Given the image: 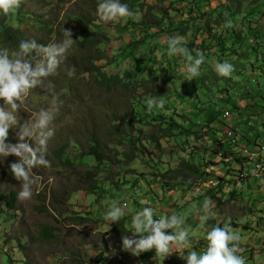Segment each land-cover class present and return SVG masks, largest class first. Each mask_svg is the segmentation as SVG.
I'll return each mask as SVG.
<instances>
[{
	"label": "rangeland",
	"instance_id": "obj_1",
	"mask_svg": "<svg viewBox=\"0 0 264 264\" xmlns=\"http://www.w3.org/2000/svg\"><path fill=\"white\" fill-rule=\"evenodd\" d=\"M70 1L74 5L59 10L56 6V0H22L23 14L19 15L17 19L9 21V23L20 26L27 40L35 38L38 43L45 45L53 40L60 41L63 39V34H60L59 31L64 28L70 29L65 20L71 9L80 14L97 17L92 3L88 0ZM142 1L145 7L137 13L140 17L139 21L148 14L146 7L148 10L151 9L150 14H156L161 10L159 7H165V4H157L159 0ZM239 1L242 4L241 14L235 16L236 22L233 23L230 32L234 30L236 32H240V30L249 31L251 29L256 40L252 38L246 45H233L231 39L228 38L227 43L233 49L240 48L241 51H244L247 45L252 46L254 41L256 44L264 43V0ZM182 3L189 10L188 0ZM232 6H236V4ZM180 9L177 12L175 10L169 12V16L172 15L177 22L178 18L181 17L180 13L187 14L184 8ZM248 17L252 20L251 24L246 22ZM125 23V19L120 22L105 23L109 31L104 37L101 48L105 49L108 59L97 61V65L104 66L106 61L111 59V63H113L122 47L127 44L128 39L137 37V33L129 35L132 28L125 33L116 29L117 27L122 28L120 26ZM193 33L194 31L191 29L185 33V36L188 37ZM225 35L228 36L229 32H225ZM74 37L73 32L72 38L75 43L70 49L67 59L58 70V74L49 77L63 103L52 124L55 135L48 144L47 159L51 162V166L34 169V172L42 177L43 189L37 191L34 187L33 196L30 200L18 201L17 193L20 191L21 182L16 180L9 170L10 163L16 161L17 157L13 155L5 159L0 158V195L3 196L0 198V262L2 264H90L99 251H103L107 257L111 255L113 248H120L123 252L122 242L119 241V238L115 241L109 236V233L112 232L111 223L106 222L103 218L108 210V202L113 200L117 202V206L123 207L127 204V208L124 209V217L128 218L130 222L133 215L145 206L152 207L158 215H171L173 212L187 214L184 227L195 233L196 236L195 240L192 241L194 244L192 249L198 248L202 242L207 243L204 236L212 226L219 225L222 227L226 223L236 221L239 224L251 226L253 224L260 227V222L264 221L261 219L262 210H260L264 207V191L263 186L254 184L253 179L238 181L234 187L228 185L225 190L226 193L220 195L217 182L202 185L197 181L190 185L184 184L178 179L174 188L168 190V186L173 181L168 182L163 177L166 170H176L181 161H190L199 167L203 165L204 171L207 169L204 165H210L209 169L215 168L216 170H213L215 172L212 173L219 177H224L228 173L223 162L217 164L220 159L212 155L211 152L214 148L208 138L197 140L190 135L188 138L191 140L185 141L183 136H180V125L186 127L189 122L200 124L203 115L197 118L198 115L195 111L200 113L202 108L207 107L205 101L208 100L207 95L210 94L205 92L206 90H200L198 91L199 101L189 98L183 102L172 90L170 94H165L166 97H161L164 100V107H167L166 104L168 105L166 108L168 110L165 111L166 109H164L166 117L164 116L161 121L153 120L151 115L160 119L159 115L162 114H155L157 107H154L152 111L148 110L147 100L150 96L148 92L150 91L152 95L160 99L158 91L165 89L164 86L168 83L164 72L156 71L155 81H148L147 77L143 80L144 84H138L132 79L126 78V81L131 83L119 85L113 82L107 89L97 80L94 69L86 71V56L95 54L92 45H80ZM161 38L162 34H159L153 37L151 41L155 43L163 39ZM0 47H2L1 44ZM213 53L210 58L205 56L204 63L206 65L202 70H206V73L208 70H215L213 65L215 62H219V59L229 61L232 64L237 57L233 54L231 56L226 55L225 58L230 56L226 59L218 56V59ZM158 58L159 54L156 52L153 61ZM130 63L131 69L134 67L135 61ZM124 64L126 63L121 64V67H124ZM254 65H258V63L256 62ZM112 66L114 64L109 65L112 69L110 74L125 72L119 66L116 68H112ZM73 67L75 75L70 78L66 69ZM243 73H233L232 77L239 78ZM240 84L232 85L233 90H231L230 95L233 99L236 98V101L244 108L246 98L243 96L249 91L247 88L240 87ZM224 86L225 83L219 81V88ZM255 91L250 96V106H253L254 114H259L264 111L261 106V102L264 100V88H258ZM213 93L217 95L216 91ZM50 99V93L40 88L34 89L25 101L27 111L21 109L17 112L18 121L22 122L28 119L33 111L41 107L46 108ZM2 103L3 101H0V104ZM231 104L235 105L232 99ZM208 105L206 109L213 108L212 112L220 109L214 99ZM234 113L235 111L231 109V118ZM127 114H133L131 139L140 137L142 141L140 145L147 149L144 156L139 154V158L130 163L124 162L128 158L130 150L127 138L122 140L117 135H113L110 130L112 125L114 129L115 120L123 122L121 127L125 126ZM144 115L147 117L142 118ZM171 117L179 125L178 127L172 128L170 126ZM230 120L227 123L230 124ZM232 121L235 122L236 119L233 118ZM201 127L199 125L196 129L197 136L204 135L203 132L201 134L199 132ZM167 128L171 129L172 132L164 138V135L167 134L164 131ZM15 131L16 129L10 130L9 142L11 143L17 142ZM93 132L97 134L102 147L111 155L117 156L121 161L119 164L110 166L104 163L99 168L96 159L92 156L82 159L83 163L79 165H76L78 160H74L76 166L62 165L58 161L56 150L68 141L75 145L69 153L72 158L80 154L81 151H88ZM153 134L159 137L160 147H152L149 144L148 139ZM97 166L99 168L96 178L97 189L94 193H87L81 186L84 180L83 176L88 170ZM222 168L223 170H220ZM234 170H236L235 175H237L239 170ZM112 183L117 185H112ZM113 190H122L124 196L117 195L118 191L113 192ZM65 192L69 193L63 197ZM53 193L57 195L55 196L57 199L53 197ZM9 195H13L15 198V201L9 204L10 207L5 204V200L8 201L10 197ZM205 197L212 199L213 207L209 220L201 228L197 211L202 208ZM193 204H196L197 208H193ZM78 217L87 218L89 222L85 223L80 220L82 222L80 224V221L71 220ZM233 230L241 234L242 243L253 242L260 238L258 233L245 230L242 226L233 228ZM42 231H47L52 236L43 240ZM123 253L128 255L127 262L129 264L139 262V256H134L126 251ZM147 254L154 255L155 252L153 250L146 252Z\"/></svg>",
	"mask_w": 264,
	"mask_h": 264
},
{
	"label": "clouds",
	"instance_id": "obj_2",
	"mask_svg": "<svg viewBox=\"0 0 264 264\" xmlns=\"http://www.w3.org/2000/svg\"><path fill=\"white\" fill-rule=\"evenodd\" d=\"M184 1L186 2V0L157 1L158 5H161V3L165 4V7H159L161 10L156 13L159 17H153L146 7L148 12L147 16L152 19H160L162 17L161 23L150 28H139V25L134 29L132 28L129 35L137 33V37H139L140 33H143V31L151 33L152 35L137 49L134 60L120 59L119 67L121 70L130 69L131 61L133 63L136 58L143 57L148 59V67L143 72L142 78L148 77L151 68H153L155 72L162 71L163 67L167 68L168 65L165 60V55H162V53L158 51V44H164L167 42V54L170 58H173V55L184 57H179V59L175 61L174 64L178 66L175 75H184L185 80L188 81H191L200 75V66L202 64L206 65V63H204L205 55L202 51H197L196 56H193L189 49L184 46L185 39L193 35L195 37L194 43L196 44L201 43L202 40L207 43L212 42V37L207 36L206 28H204L206 25L210 24L212 28L211 31L221 33L223 39L227 42L228 38L231 39V37L229 35L226 36L225 32L228 33V30L231 28L224 29L217 24L219 20H222V15L220 13L224 12L223 17L227 20V23L224 26L232 27L233 23L236 22L234 19L235 16L241 14L240 11L242 4L239 0H188L189 10H187L188 7L182 3ZM146 2H149V0ZM21 3L22 0H0V15L8 17L14 14L19 10ZM233 4H236V6H232ZM179 7L184 8L188 15L180 13L181 17L178 18L179 20L177 19V22L176 18H173L172 15L169 16V12L173 10L176 12L177 10L180 11L181 9ZM149 10L151 11V9ZM207 10L212 11V14L205 15L201 18L200 14ZM149 14L151 16H149ZM96 15L105 23L120 22L122 19L126 20L130 17L134 18V20L136 19V22L141 21H139V15L134 13L129 8L128 4L122 3L121 0H98ZM183 17L186 18L183 19ZM187 19L191 26L187 32L193 29V34H190L188 37L180 35H174L171 37L166 36L168 30H173L175 25H178L179 23H182L183 20ZM232 21L234 22L232 23ZM247 21L250 24L252 22L250 17H248L246 22ZM169 23H172L170 28H166ZM116 29L118 31L123 30L119 27ZM196 29L199 30L197 31ZM108 30L109 28H107V33ZM127 30H125L124 33L128 32ZM251 32V29H249V31L240 30V32L234 30L232 34H240V37L243 39L248 33H250L251 37L243 42V45H246L250 42V39L254 38V40H256V36ZM107 33H105V35ZM159 34H162L163 39L161 38L162 40L153 43L151 39ZM72 37V30L64 28L63 39L60 41L53 40L45 45L38 43L37 40L33 38L30 40H21L18 48L15 50L0 47V101H3V103L0 104V158L5 159L13 155L17 157L16 161L10 163L9 170L14 178L21 182L20 191L17 193V200L21 202L32 198L34 187L37 191L43 189V184L41 183L42 177L34 172V169L51 166V162L47 159L48 144L50 139L55 135V129L52 127V124L63 101L60 100V95L56 92L55 85L49 80V77L57 75L61 65L67 59L69 51L75 43V40ZM104 37H101L102 42L104 41ZM137 37L134 39L129 38L127 44L130 41L137 39ZM102 42L98 43L97 47L101 48ZM232 44L237 45L233 43V41ZM92 47L96 50L94 45H92ZM247 47H252L256 51L254 56L258 63V65H256L257 70L248 71V74L246 73V75L244 74L239 78L232 77L235 81L241 83L240 87L247 88L249 91L244 93L243 96L246 98V106L243 108L240 103L236 101V98L233 99L238 108L235 109L231 105L226 106L225 110H223L219 116V120L215 121L214 124L207 126L205 118L211 113L212 115L214 114L212 112L213 108L206 109L209 106L206 104L207 107L205 109L202 108V112L205 111L204 113L195 111L198 115L197 118L203 115L200 124L189 122L186 127L180 125V132H185V135H183L185 141L187 139L191 140V138H188L190 135L191 137L194 136L197 140L208 138L214 148L211 152L212 155L215 158L220 159L217 164L223 162L228 166V173H226L224 177H219L212 173L215 172L213 170L216 169H209L210 165H204L207 168L204 171L203 165L199 167L196 163L193 164L189 161L199 170L200 174H205L204 179H206V181H194V177L189 180L179 178L184 184L193 185L198 181L202 185H206L210 182H217V188L219 189L220 195L226 193L225 190L228 185L234 187L237 185L238 181L253 179L261 181L264 185V128L262 134H258L253 141L251 140L249 143L245 144L242 143L244 139L243 133L241 132V127L246 125H248V127L251 128L250 131H252L253 127L250 122L258 116L262 117V114L264 113L263 111L262 113L254 114V108L253 106H250L251 94L258 88H264V43L256 44V41H254L252 42V46L247 45ZM216 49L213 51V55L215 54L217 56ZM103 50L105 51V49ZM156 52H159L160 56L157 60L153 61V56ZM235 60H237V57ZM123 63L126 64H124V67H121V64ZM213 66L217 75L221 77H231L234 72V65L227 61L215 62ZM204 71L206 72V70ZM209 71L211 70H208L207 72ZM66 72L70 78L75 75L74 67L66 69ZM36 88H40L43 91L50 93L51 99L48 101V106L33 111L28 119L19 122L17 119V112L21 109L27 111L25 101ZM251 89L253 90L251 91ZM192 99L194 100V98ZM262 102H264V100H262ZM165 106L167 107H164L163 99L153 97L147 100L149 111H152L154 107H157L155 114H164V112L167 111L166 108H168L167 104ZM229 107L235 111L232 118L231 109H229ZM160 108H165L166 110L161 111ZM177 118L178 116L176 119ZM233 118L236 119L235 122L232 121ZM229 119H231L230 124L227 123ZM115 122L117 121L115 120ZM198 124L202 126L199 130L200 134L203 132L204 135H196V129L199 126ZM176 125V127L179 126L178 124ZM192 125H195L194 128H191ZM13 129H16V143L9 142L10 130ZM148 140L149 144L153 147L154 144L151 141V138ZM215 140L228 149L230 153L228 158L224 156L223 151L216 154L217 148ZM180 164L176 170L180 168ZM235 165L237 168H234ZM234 169L239 170L237 175H235L236 170ZM167 171L171 170L168 169L166 172ZM222 179H228L226 181L232 182V184L227 183L224 186L223 191L220 189V180ZM49 183H51V180H49ZM141 203L144 202L141 201ZM192 207L197 208V205L193 204ZM212 207V199L210 197H205L202 208H199L197 211L201 228H203L209 220ZM125 208H127V204L121 207L117 206V202L114 200L108 202V210L103 216L104 220L111 224L119 223V221L125 216ZM186 219L187 214L184 213L177 214L173 212L171 215H158L154 212L152 207H143L133 215L131 222L128 219V225L129 227L131 226V235L122 236V241L120 242H122L123 252L126 251L134 256H139V262L135 264H156L155 257L165 259L174 253H178L180 258L186 261V264H250L249 261L241 255L243 252V247L241 245L242 236L238 231H234L233 228L242 226L245 230H250L251 225L243 223L239 224L234 221L226 223L222 227L219 225L212 226L204 236L207 243L202 242L198 248L194 247L195 249H192L194 245L192 244V241L195 240L194 238H196V236L195 233L190 232L188 228L184 227ZM261 219H263L262 216ZM109 236L113 238L111 232L109 233ZM113 239L116 241L115 238ZM263 244L262 250L264 263ZM153 250L155 252L154 255H146V252ZM111 252V255L107 257L103 251H99L90 264H127L128 255H124L120 248H113ZM185 252L187 254H185ZM101 253H103V257L98 261V255ZM0 264L2 263L0 262Z\"/></svg>",
	"mask_w": 264,
	"mask_h": 264
},
{
	"label": "trees",
	"instance_id": "obj_3",
	"mask_svg": "<svg viewBox=\"0 0 264 264\" xmlns=\"http://www.w3.org/2000/svg\"><path fill=\"white\" fill-rule=\"evenodd\" d=\"M88 2L92 3L93 9L94 11H96L98 1L88 0ZM121 2L128 4L129 8L134 13L141 12V10L145 7L143 2L138 1V0H121ZM71 5H74V4H72L70 0H56V6L59 10L67 6L70 8ZM22 10H23V5L20 6L18 11H16L14 14L8 17L0 15V44L2 47H6L9 50H15L18 48L19 42L21 40H27L20 26H15L9 23V21L17 19L19 15L23 14ZM148 12H150V10H148ZM210 14H212V11L207 10L200 15H201V18H203L205 15H210ZM220 14L222 15L221 16L222 20H219L217 24L220 25L221 28H224V29L231 28V27L224 26L227 23V20L223 17L224 12ZM149 16L151 15L149 14ZM152 16L159 17L157 14L155 15L152 14ZM161 20H162V17L160 19H156V18L152 19L151 17H148L147 14L144 15L143 20H141L140 22H136L134 18L130 17L126 19V23L122 26V29H123L122 32H124L125 30L129 28H135L137 25L140 26L139 28H150L153 26H157L161 23ZM233 22L234 21H232V23ZM65 23L70 29L73 30L75 34L74 38L76 39L77 43H79L80 45L90 44L96 47V50H94L95 51L94 55L86 56V59H85L86 70L92 71L94 69L96 78L103 87L109 89L111 83L113 82L118 83L119 85H128L131 82H127L126 78L132 79L134 82L138 84H144L143 82L144 78L140 80L138 78L143 76V72L148 67V64H147L148 59L146 57L136 58L134 67L131 69L125 70V72H123L122 74L120 73L110 74L112 69L109 67V65L114 64L112 68L118 67L120 63L117 61H120L121 58L124 60L125 59L134 60L135 52L142 44H144L146 40L150 38V36L152 35L151 33L143 31V33H140V36L137 37V39L130 41L125 47H123L120 50L118 56H116V58L113 60V63H111L112 61L111 59V60H107L104 66H99L96 64L97 61L108 59L106 55V51L97 47V44L102 42L101 37L102 36L104 37L105 33H107V28H105V22L101 21L98 16L96 17L93 15L88 16L86 14H80V13L75 12V10L71 9L68 13V17L65 20ZM171 24L172 23H169V25L166 28H170ZM190 27L191 26L189 25V20L188 19L183 20L182 23L175 25V27H173L174 28L173 30H168L166 32V36L171 37L174 35H180V36L186 37L185 33L187 32L188 29H190ZM204 28H206L207 36L212 37L211 39L212 42L207 43L204 40H202L201 43L196 44L194 43L195 37L193 35L185 39L184 46L189 49V51L192 53L193 56H196L197 51H202L206 57L210 58L212 55V52L215 51V49L217 48L216 54L220 58H225L226 55H233V54L237 55V60H235L232 63L234 65L233 73L239 74L240 72H244L243 73L244 75L248 71L257 70L256 65H254V63L257 62V59L254 56V53L256 51L252 47H247L244 51H241L240 48L233 49L232 46H229L228 43L225 41V39H223L221 33L211 31L212 28L210 24L206 25ZM196 30L198 31L199 29H196ZM228 32H229V36L231 37V41H233V43L237 45H242L244 40H247L251 37V34L248 33L242 39L240 37V34L234 35L232 34V32L230 33V30H228ZM59 33L63 34V30L59 31ZM158 51H160L162 55L163 54L165 55L166 57L165 60L168 65L167 68L163 67L162 69V72H164V76L168 79V83L165 84L164 86L165 89H161L158 91V96L160 97V99L161 97H166L165 94H170L173 90V92L177 95V97L183 102L189 98H194L198 100V91L206 90L205 92H208L210 95H207L208 100L205 101V105L211 104L212 99H214L217 102V106H220V110L213 112L214 115H212L211 113L208 117L205 118V122L207 123V126L214 124L215 121L219 120V116L221 115L222 111L225 110L226 106L231 105L235 109L238 108L237 105L231 104V99L233 100V98L230 95L231 90L233 89L232 85H237L239 83L238 81H235L232 78L233 73L231 77H221L217 75L215 70L209 71L206 73L204 70H202V68L205 66L204 64H202L200 66V75L194 78L193 80L188 81V80H185L184 75H175V71L178 69V66L174 63L181 56L173 55L174 57L170 58L167 54L168 52L167 42L164 44L159 43ZM251 53H253V55H251ZM158 54L160 56L159 52ZM219 62H224V60L219 59ZM154 73H155V70L151 68L148 73V79H147L148 81L150 80L155 81L156 76ZM219 81L224 82L225 86L222 88H219ZM215 91L217 92V95L213 93ZM148 94L150 95L148 99L155 97V95H152L150 91L148 92ZM164 109L165 108L163 109L160 108L161 111H163ZM139 115H141L140 112H139ZM132 116L133 114H127V116H125V124H126L125 126L121 127L123 122L117 121V122H114V129H113V125L110 127V130L113 133V135H117L122 140H126L127 138V142L130 144L129 156L124 161L126 163H130L134 161L135 159H138L139 154H141V156H144L145 151H147L145 147L140 145L142 142L140 137H137L136 139H133V140L131 139L132 132L130 131L132 130V127H133ZM164 116L166 117V115L164 114L159 115L160 119L152 115L150 117L153 120L161 121V119L164 118ZM146 117L147 115L142 116V118H146ZM170 119H171L170 126L172 128L176 127L177 123L175 122V120L172 119V117ZM194 126L192 125L191 128L192 127L194 128ZM164 132H167V134L164 135V138H165L172 131L171 129L167 128L165 129ZM180 133H181V136L185 135L184 131ZM189 133L194 134L192 132H189ZM151 141L153 142L154 146L160 147L159 137L156 134L152 135ZM215 142H216V148H217L216 154L221 153L223 151L224 156L228 158L230 154L228 149H226L224 145H222L217 140H215ZM74 146L75 145L73 144V142L68 141L67 143L63 144L56 150L58 161L62 163V165L76 166V165L83 163L82 159H85V157H91V156L96 159V162L99 165V168L104 163L105 165L116 166L117 164L121 162L117 158V156L115 157L111 155L110 153L107 152L106 149H104V147H102L100 143V139L98 138L95 132L92 133V136L90 138V143L88 146L89 150L81 151L80 154L72 158L69 153L72 150V147ZM74 160H78L77 162L78 164L75 165ZM99 168L97 166L92 170H88L83 176L84 180L82 181L81 186H82V189H84L87 193H94L97 189L96 178L98 175ZM163 177L168 182L173 181L168 186V190H172L171 188H174L175 186L174 184L176 183V180L179 178L189 180L192 177H194V181L196 180H200L203 182L206 181V179H204L205 174H200L199 170L194 165H192L189 161H182L180 164V168L178 170L167 171L166 173L163 174ZM226 180L228 179L220 180V189L222 191H223L224 186L227 183L232 184L231 181H226ZM112 185L116 186L117 184L112 183ZM116 191H118L117 195L121 197L124 196L122 194V190H116ZM116 191L113 190V192H116ZM119 191L121 192L119 193ZM68 193L69 192H65L63 194V197H66ZM9 196L10 197L8 198V201L5 200L6 206H8L11 202L15 201V198L13 197V195H9ZM55 196L57 195L53 193V197L57 199ZM0 198H3V196L0 195ZM2 201L4 202L3 199ZM71 220L75 222H78L80 220H83L85 223L89 222L88 221L89 219L83 218V217L82 218L78 217L77 219H71ZM79 223L81 224L82 222L80 221ZM111 226H112V232H113L111 233H112L113 238L115 239L119 238V241H122L123 235H131V231H130L131 226L129 227L128 219L125 217H123L119 221V223L111 224ZM42 233H43V236H42L43 240L52 236L51 234L47 233V231H42ZM263 249H264V244H263ZM102 257H103V253L99 254L98 261L101 260Z\"/></svg>",
	"mask_w": 264,
	"mask_h": 264
},
{
	"label": "crops",
	"instance_id": "obj_4",
	"mask_svg": "<svg viewBox=\"0 0 264 264\" xmlns=\"http://www.w3.org/2000/svg\"><path fill=\"white\" fill-rule=\"evenodd\" d=\"M263 105L264 102H261L262 107ZM263 122H264V113L262 114V117L258 116L250 122V124L253 127L252 131H250L251 128H249L248 125L241 127V132L243 133V139H244L242 143L244 144L249 143L251 140L253 141L258 134H262L264 128ZM234 168H237V166L235 165ZM220 170H223V168ZM227 171L228 170H226V172ZM253 181H255L254 184L263 186V191H264V185L261 181H256V180ZM260 210H262V217L264 219V207L263 209ZM250 230L255 233H258L260 235V238L259 240L257 239L253 242L242 243L241 245L243 247V252L242 254L241 253L240 254L243 255L249 261L250 264H258V263L263 264L262 244L264 242V221L262 223L260 222V227H256L252 224ZM185 254L187 253L185 252ZM155 260H156V264H186V261L181 259L178 253H174L173 255L165 259L155 257ZM258 260H260V262H258ZM127 264L129 263L127 262Z\"/></svg>",
	"mask_w": 264,
	"mask_h": 264
}]
</instances>
